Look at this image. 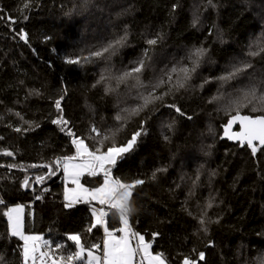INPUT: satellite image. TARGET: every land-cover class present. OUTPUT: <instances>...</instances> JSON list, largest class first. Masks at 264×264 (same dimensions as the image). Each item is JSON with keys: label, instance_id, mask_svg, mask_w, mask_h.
Here are the masks:
<instances>
[{"label": "trees", "instance_id": "16d2710c", "mask_svg": "<svg viewBox=\"0 0 264 264\" xmlns=\"http://www.w3.org/2000/svg\"><path fill=\"white\" fill-rule=\"evenodd\" d=\"M86 25L96 29L95 37H84ZM21 29L27 43L17 35ZM263 29L264 0H212V5L208 0H0V264H22L23 241L10 236L4 215L14 204L23 207L24 232L48 238L49 249L65 257L77 251L71 234H79L86 250L102 247V226L88 231L94 224L92 206L65 207L63 171L54 161L75 156L76 148L73 137L52 123L60 115L57 99L67 127L90 149L101 139H93L92 126L111 137L102 146L106 151L125 145L143 123L142 135L117 159L111 175L128 184L145 181L133 189L129 226L154 253H163L167 264H182L185 256L198 259L199 252L205 253L199 264H264V146L256 143L253 156L247 145L222 137L235 114L230 102L250 85L264 86V52L248 55L264 46ZM125 34L114 51L90 56ZM150 39L157 43L149 45ZM197 47L207 53L184 88L139 115L123 111L147 95L135 79L119 81L123 72L145 59L139 79L155 83L174 65L191 67L188 57ZM66 57L80 58V63L69 65ZM240 61L251 67L227 83L215 79ZM256 69L261 72L253 74ZM32 89L40 95L29 94ZM166 90L160 87L156 94ZM251 107L240 113L264 114ZM37 177L44 179L36 182ZM25 179L28 187L22 186ZM82 180L95 188L103 174ZM202 215L207 233L198 222ZM105 225L117 230L119 214L109 211ZM153 233L159 235L153 238Z\"/></svg>", "mask_w": 264, "mask_h": 264}, {"label": "snow or ice", "instance_id": "6c2138e0", "mask_svg": "<svg viewBox=\"0 0 264 264\" xmlns=\"http://www.w3.org/2000/svg\"><path fill=\"white\" fill-rule=\"evenodd\" d=\"M209 5H212V0H208ZM175 8V5L173 6ZM11 19V18H9ZM15 23L16 21H12ZM195 24V21H194ZM20 39L28 42L27 33L20 30L17 33ZM47 39V38H46ZM126 39L125 36H121L119 39L110 42L106 47H103L100 50H96L90 53V56L93 57H102L104 53H109L110 50L114 51L116 45L122 44ZM159 39V37H157ZM157 39H150L147 41L149 45H155ZM264 52V46L259 48V51H250L248 55L255 56ZM207 49L204 47L194 48L188 57L191 61V67L186 65L184 66H172L171 68L165 69L162 71L159 78L156 79L155 83L145 85L140 79V75L146 68L145 59H140L136 62V65L132 67L129 71L123 72V74L118 77L119 81H124L128 78H133L136 80L137 84L147 91V95H139V99L142 103L137 104L131 109H123L124 112H127L129 116L139 115L141 111L147 108L150 104H153L157 101H163L164 97L169 95L174 90L178 91L186 86V83L191 80L192 73H194L199 66L203 57H205ZM83 59L87 60L88 57ZM65 63L69 65H75L80 63V58L66 57ZM251 67V64L246 61H240L239 63L232 64L230 68L226 69L225 72L216 77L218 81L227 83L228 81L235 80L239 75L245 72L248 68ZM104 77H101L103 80ZM209 81L205 80L204 83ZM160 87H166V91L161 92L159 95L156 94V90ZM240 96L237 97L234 101H231L229 107L232 108L234 105L235 114L231 115L228 119L227 124L224 126V134L228 139L236 140L243 147L245 144L251 149L252 155L255 156L258 151L257 146L254 142H259L260 145L264 146V114L251 116V115H241L240 109L251 107V111H260L264 113V86L257 87L256 85H250L246 89L240 90ZM29 94L40 95L39 90L32 89ZM63 97H61L62 99ZM256 104H259L260 107L257 108ZM55 107L60 115L52 121V123L60 126L62 132H67L71 137L72 143L76 148L75 156H66L63 158H57L54 163L59 166L61 162L63 163L64 174L69 177L73 184L76 185L73 189H65L64 198L69 203L65 204V207H72L75 203L85 202L90 203L91 201H97L100 205L106 206L100 209H93L92 216L94 217L95 223L92 224L88 231L92 230V227L96 225H105V217L109 215V211H114L119 214V219L123 225L117 231L124 233L123 235L117 237L113 231H109L108 228L104 227L105 239L103 241V257H98L93 254L92 250L87 251L88 264H166V258L163 253H156L155 255L150 251L151 244L145 242L143 235L133 232L129 228V213L132 211L130 206V198L133 195V189L138 185L145 183L144 180H135L134 182L128 184L123 183L120 179L113 178L111 175V168L108 166H114L117 163L118 158H122L125 153L131 151L134 145L137 142V138L142 135L143 132V123L141 124V131L135 132L131 139L127 141L125 145L122 146H109L106 151H102V146L105 141H108L111 137L107 134H102L101 131L92 126L90 128V133H94L96 137H101L98 141L100 146H96L92 149L89 148V145L85 143L84 138L76 137V134L68 128L69 121L64 118L63 109L61 108L60 99L55 100ZM169 107H175V105H169ZM177 112H181L180 108H176ZM183 114V113H181ZM19 115V113H17ZM23 119V117H21ZM117 121H121V115L116 116ZM25 124H28L29 127L32 126L33 122L24 121ZM238 123L240 126V131L232 132L233 124ZM38 126V125H37ZM172 125H169L171 128ZM16 132H21L20 127L14 129ZM27 131L28 129H23ZM119 129H116L112 133L114 137L116 132ZM165 139H168L166 136ZM7 155H12L11 152H6ZM79 162H76V161ZM44 167H50V165H44ZM165 169H157L156 172L164 171ZM103 173V183L100 187L96 188H85L80 183V177L87 173L88 175L95 176ZM156 172H153L152 178L155 179ZM44 177H37L36 182H41ZM23 187L29 186V181L27 179L23 182ZM36 199H41L40 196H37ZM0 203H3L0 200ZM211 207V204L208 205ZM22 212V207L17 206L15 208H10L7 212L4 213L9 219V234L12 237H19L24 243L21 246V258L22 264H29V261H32V264H35L36 252L38 246L34 243L35 241L40 240L38 236H28L25 235L22 231V222L20 213ZM15 214V215H13ZM199 224L202 226L201 231L207 233L208 228L206 226V221L202 215L199 218ZM153 238L159 235V233H153ZM68 239L74 241L78 247V251L67 256L66 258H61L59 264H71L73 260L82 259L85 248L81 245L79 234L68 235ZM133 240L135 241V246H133ZM30 242H32L30 244ZM47 242H45V247H47ZM57 247H60L57 245ZM99 245H92V248H99ZM139 256V261L136 257ZM40 258L51 259V264H58V261L55 258H52L49 253L40 252ZM205 259V253L199 252L198 259H191L188 256L183 257L182 264H199V261ZM2 260V257H0Z\"/></svg>", "mask_w": 264, "mask_h": 264}, {"label": "rangeland", "instance_id": "374dc122", "mask_svg": "<svg viewBox=\"0 0 264 264\" xmlns=\"http://www.w3.org/2000/svg\"><path fill=\"white\" fill-rule=\"evenodd\" d=\"M90 4V2H86L85 4H81L80 5V8L83 10V9H87L88 8V5ZM86 26H88V30H84L85 32H83V35H84V37L87 35L88 37H91V36H94L95 37V31H96V29H94L91 25H86ZM89 29H91V30H89ZM263 33H264V29H263ZM262 38V36L260 37V39ZM253 46H252V48L253 47H257L256 45H257V43L256 42H254L253 44H252ZM261 71H260V69H256L255 71H253L252 73L254 74H257V73H260ZM76 162H79L78 160L76 161ZM108 167H112V166H108ZM61 168H62V171H63V163L61 162ZM100 174H103L102 172L100 173ZM84 175H87V173H85ZM84 175H82L81 177H80V183H81V185H83L85 188H89V189H91L90 187H88L87 185H85L84 183H83V177H84ZM63 180H64V193H65V189H73V188H75L76 187V185L75 184H73L72 183V181H71V179L69 178V177H67L65 174H64V171H63ZM102 185V184H101ZM100 185V186H101ZM100 186H98V187H100ZM96 188V187H95ZM64 201H65V203H69V201H66L65 200V198H64ZM79 203H85V202H79ZM95 203H97V204H99L97 201H91L90 203H87V204H89V205H91L92 207H91V209L93 210L94 208L95 209H99L97 206H95ZM75 204H77V203H75ZM17 206H21L22 207V205H20V204H14V205H11V206H9V208H8V210L10 209V208H15V207H17ZM7 210V211H8ZM13 215H15V214H13ZM20 217H21V222H22V231H23V233L25 234V235H28V236H38V237H40L41 239L40 240H38V241H35L34 243L37 245V243H40V246H41V248H42V250L44 251V252H46V253H49L50 254V256L52 257V258H55L56 260H58L59 259V257H58V254H59V252L58 251H56L57 250V248H53L52 250L51 249H49V246H50V240L48 239V238H46V237H44L43 235H41V234H36V233H25L24 232V230H23V207H22V212L20 213ZM10 223V222H9ZM94 223H95V220H94ZM102 226V229H103V232H104V227L106 226V225H101ZM123 225L121 224L120 225V227L119 228H121ZM107 227V226H106ZM108 228V227H107ZM118 228V229H119ZM129 228H130V226H129ZM117 229V230H118ZM109 231H113L114 233H115V235L117 236V237H119V236H121V235H123L124 233H121V232H119V231H117V230H110V229H108ZM130 230H131V228H130ZM132 231V230H131ZM106 237H105V232H104V237H103V241H104V239H105ZM45 242H47V247H45ZM145 242H146V240H145ZM24 243V242H23ZM32 242H30V244H31ZM133 246H135V241L133 240ZM89 250H92L93 251V254L95 255V256H98V257H103V242H102V247L101 248H99V251H97V250H95V249H89ZM77 251H78V247H77ZM87 251L88 250H86L85 249V252H84V255H83V257H82V259H80V260H85L86 262H87V264H88V259H87ZM150 251L155 255L156 253H154L153 251H152V249H150ZM36 259H37V261H35V264H38V261L39 260H41V258L39 257V256H37L36 255ZM136 259H137V261H139V256H137L136 257ZM47 259H44V260H42L43 261V263L42 264H51V262H47L46 261ZM59 263V262H58ZM75 263H78V262H76V260H73L72 261V264H75ZM29 264H32V261L30 260L29 261ZM167 264V263H166Z\"/></svg>", "mask_w": 264, "mask_h": 264}, {"label": "water", "instance_id": "95a60500", "mask_svg": "<svg viewBox=\"0 0 264 264\" xmlns=\"http://www.w3.org/2000/svg\"><path fill=\"white\" fill-rule=\"evenodd\" d=\"M240 114H241V113H240ZM241 115H247V114H241ZM227 122H228V121H227ZM226 124H227V123H226ZM226 124H225V125H226ZM225 125H224V126H225ZM224 126H223L222 137H223L224 139L228 140L229 142H232V143H239L238 141L228 139V137L225 136V134H224ZM231 131H232V132H238V131H240V126H239V124H238V123L233 124ZM254 143L256 144V143H259V142H254ZM245 145H246V144H245ZM37 246H38V250H37V252H36V255L40 257V252H41V251L44 252V251L42 250L40 244H37ZM45 253H46V252H45ZM42 263H43L42 259L38 261V264H42Z\"/></svg>", "mask_w": 264, "mask_h": 264}, {"label": "bare ground", "instance_id": "6f19581e", "mask_svg": "<svg viewBox=\"0 0 264 264\" xmlns=\"http://www.w3.org/2000/svg\"><path fill=\"white\" fill-rule=\"evenodd\" d=\"M99 209H100V208H99ZM37 244H40V243H37ZM58 257H59V259L57 260L58 262L61 260V258H66L63 252H59ZM71 262H72V261H71ZM58 264H59V263H58Z\"/></svg>", "mask_w": 264, "mask_h": 264}, {"label": "built area", "instance_id": "2783aa9c", "mask_svg": "<svg viewBox=\"0 0 264 264\" xmlns=\"http://www.w3.org/2000/svg\"><path fill=\"white\" fill-rule=\"evenodd\" d=\"M71 264H72V262H71Z\"/></svg>", "mask_w": 264, "mask_h": 264}]
</instances>
